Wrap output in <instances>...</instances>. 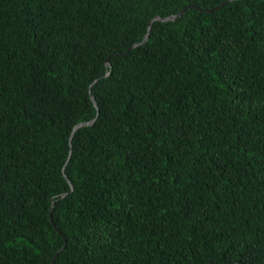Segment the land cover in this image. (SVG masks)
<instances>
[{"label": "trees", "instance_id": "1", "mask_svg": "<svg viewBox=\"0 0 264 264\" xmlns=\"http://www.w3.org/2000/svg\"><path fill=\"white\" fill-rule=\"evenodd\" d=\"M224 1L0 0V264H264V0Z\"/></svg>", "mask_w": 264, "mask_h": 264}, {"label": "water", "instance_id": "2", "mask_svg": "<svg viewBox=\"0 0 264 264\" xmlns=\"http://www.w3.org/2000/svg\"><path fill=\"white\" fill-rule=\"evenodd\" d=\"M229 1H231V0H225L224 2H221L220 4L215 5L214 7L206 8V9H204V10H205V11H212V10H214V9H216V8L221 7L222 5H224L225 3L229 2ZM192 6H194V7H198V6H196V5H192ZM198 8H200V7H198ZM183 10H184V8L181 9V10H179L177 14H169V15L164 16V17H160V16H158V15L154 16V17L151 18V19L149 20V22H148V30L150 29L151 23L154 22L155 20H159V21L175 20V19H177V18L182 14ZM147 36H148V32L145 33V35L143 36L142 41L132 43L131 45H129V46L126 48V50H125L122 54H126V53H127L129 50H131L133 47H135V46H137V45L143 43V42L147 39ZM118 54H119V53H118ZM106 65L109 66V57L106 59ZM107 74H108V72L105 73V75H107ZM95 81H96V79L93 80L92 83H94ZM92 83H91V84H92ZM89 93H90V98H91V100L93 101L94 105H95L96 108H97V104H96L95 98H94V96L92 95V93H91L90 90H89ZM93 121H94V119H93V120H88V121H81V122L75 124V125L73 126L72 131H71V134H70L69 144H71V137H72V135L74 134V132H75V130H76L77 128H79V127H81V126H83V125H89V124H92ZM69 156H70V152H69V154H68L67 160L69 159ZM67 160H66V162H67ZM66 162H65L64 166L66 165ZM64 166H63V169H64ZM69 184H70V190H69V191H71V190H72V185H71L70 182H69ZM69 191H67V192H62V193L60 194L59 197H63V196H65ZM53 203H54V201L51 202V206H50V214H51V210H52V208H53ZM54 226H55V224H54ZM57 231H59V230L57 229ZM64 240H65V243H64V245H65V244H66V239L64 238ZM64 245H63V246H64ZM59 251H60V249H58V250L54 253L52 259L49 261L48 264H52V263L54 262V260H55V258H56V256H57V254H58ZM206 264H210V263H206Z\"/></svg>", "mask_w": 264, "mask_h": 264}]
</instances>
